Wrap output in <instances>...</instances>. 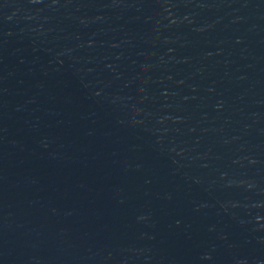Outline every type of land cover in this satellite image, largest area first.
I'll return each instance as SVG.
<instances>
[{
    "label": "water",
    "instance_id": "1",
    "mask_svg": "<svg viewBox=\"0 0 264 264\" xmlns=\"http://www.w3.org/2000/svg\"><path fill=\"white\" fill-rule=\"evenodd\" d=\"M0 264H264V0H0Z\"/></svg>",
    "mask_w": 264,
    "mask_h": 264
}]
</instances>
